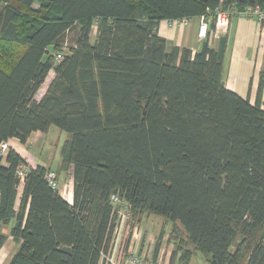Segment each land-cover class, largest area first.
Masks as SVG:
<instances>
[{
  "label": "trees",
  "instance_id": "16d2710c",
  "mask_svg": "<svg viewBox=\"0 0 264 264\" xmlns=\"http://www.w3.org/2000/svg\"><path fill=\"white\" fill-rule=\"evenodd\" d=\"M254 6L264 0H0V144L54 126L67 136L58 173L72 179L70 204L48 184L50 168L8 149L0 224L13 221L19 243L9 264H106L113 196L137 223L146 214L171 221L169 264L195 254L264 264L261 95L250 103L225 88L226 35L217 49L209 42L216 12ZM200 16L209 22L200 49L168 51L160 22Z\"/></svg>",
  "mask_w": 264,
  "mask_h": 264
},
{
  "label": "crops",
  "instance_id": "0c3cea01",
  "mask_svg": "<svg viewBox=\"0 0 264 264\" xmlns=\"http://www.w3.org/2000/svg\"><path fill=\"white\" fill-rule=\"evenodd\" d=\"M179 23H172L170 21L160 22L157 33L165 39L166 49L169 51L174 47L188 48L194 54L197 52L204 41L208 38L207 33L203 39H198L197 28L198 22L194 18L186 25ZM93 37L95 39V32L93 31ZM226 51L223 60V74L222 80L226 89L236 93L242 99H248L250 103H254L260 91L261 107L264 110V25L258 24L254 19L235 16L232 17L228 30L226 32ZM218 36L211 35L209 38L210 46L214 49L218 48ZM91 40V35H90ZM261 86V88H260ZM42 97V96H41ZM40 97V98H41ZM39 99V98H38ZM48 133V132H47ZM46 133L34 132L28 139L26 144H21L17 139H10L6 143L8 149H14L24 160L31 166L35 167L40 163H37L34 157L30 154L31 142L34 137L44 136ZM41 146H45L46 140L42 138ZM6 154H0V162L3 166H6ZM46 168H50L53 172H59L60 162L53 169L52 165H41ZM60 173L57 174V181L60 184ZM59 189L60 195L68 203H72V188L68 194ZM22 193V184L18 187L16 207L19 204V198ZM13 225V221L8 225L1 226V233L5 237V241L0 248V264H9L12 256L19 248V243L15 241L10 235V229ZM164 232V231H163ZM171 229L165 237H169ZM161 233V232H160ZM159 235V234H158ZM165 237L163 241L165 240ZM183 237V236H180ZM167 240V238H166ZM166 246L174 249V241L167 240ZM154 246V245H153ZM154 249L149 244H140L139 251L137 247L135 251H138L137 255L146 254V251ZM172 250L167 253L171 255ZM154 251V250H153ZM154 253V252H153ZM165 255L163 246L161 247L156 258L157 260L163 257L164 264H169L170 255ZM135 257V256H134ZM133 258V256H131ZM128 264H131L128 262ZM176 264V263H175ZM189 264H211L208 258L202 254H195L190 258Z\"/></svg>",
  "mask_w": 264,
  "mask_h": 264
},
{
  "label": "rangeland",
  "instance_id": "374dc122",
  "mask_svg": "<svg viewBox=\"0 0 264 264\" xmlns=\"http://www.w3.org/2000/svg\"><path fill=\"white\" fill-rule=\"evenodd\" d=\"M196 19L199 27V19L198 18ZM188 22L186 24H188ZM179 24L186 25L180 22ZM93 34L94 33L92 32L91 34L92 42L94 41ZM67 39H68L67 40L68 44H70L72 39L71 34L67 36ZM63 52L65 53V51L61 52L62 55ZM52 76L53 73L51 72L48 75L45 83L39 89L36 95V99L40 98L44 94ZM66 137L67 136L65 132L60 131L58 128L54 126H51L48 133H46L44 136L34 137V139L31 142L30 154L32 155V157H34L37 163H40L39 165L47 166L49 164L52 165L53 169H55L58 163L60 162V151ZM42 138L43 140L44 139L46 140L45 146L44 145L41 146L42 142L44 143V141H42ZM7 151L8 148L6 152ZM60 177H61L60 184L57 181L58 190L61 189V191H64L66 195L68 194V192H70L72 188V179L70 176V172L63 171L60 173ZM117 209H118L119 219L117 221L113 233L114 241L112 244L111 253L105 259L106 264H128L129 260L131 259V256H133V258L134 256L141 258L143 256L144 258H146L145 260H152L151 258L154 249H150L146 251V254L137 255L140 244H149L151 245V247L154 248L157 241V237L159 236L158 234H160V232L163 233V231L164 233H163L161 247L163 246L165 255L168 254L167 252L169 250H172V248L170 249V247H168V245L166 246L165 244L167 240H170V238L165 237V235H167L166 233H168L170 229H172L171 221L165 219L164 217L157 216L154 214H146L142 216L141 222L137 223L132 219L129 209L123 206L121 202L120 205H118ZM177 233L180 236H184L183 232H181V229H178ZM164 237L165 240L163 241ZM136 247L138 251H135ZM168 255H170V253ZM161 258L163 259V257Z\"/></svg>",
  "mask_w": 264,
  "mask_h": 264
},
{
  "label": "built area",
  "instance_id": "2783aa9c",
  "mask_svg": "<svg viewBox=\"0 0 264 264\" xmlns=\"http://www.w3.org/2000/svg\"><path fill=\"white\" fill-rule=\"evenodd\" d=\"M235 16H239V17H245V18H249V19H254L258 22V24L260 25H264V7H259V6H254V7H247L245 8L243 11L241 12H237L234 9H231L229 11H218L215 14V28L213 31V35L215 36H221V35H225L227 30H228V26H229V22L231 20L232 17ZM199 19V27H198V32H197V37L199 39H203L206 36V33L208 31V21L205 19L204 16H200L198 17ZM189 20L187 19H182L180 21H171L172 23H182V24H186ZM62 59V55L61 54H57L55 56V60L58 62ZM7 145L6 143H1L0 144V154H4L7 150ZM17 176L19 177V179L22 181L23 177H24V169L23 168H19L17 171ZM46 180L48 182V184L52 187V188H56L58 189V183L55 180V174L53 172H49L46 174ZM112 201L114 202V204L116 206L120 205V200L116 197L113 196L112 197ZM114 241V240H113ZM146 258H144L142 256L141 257H134L131 258L129 260V262L131 264H164L163 259L162 258H158L157 260H145Z\"/></svg>",
  "mask_w": 264,
  "mask_h": 264
}]
</instances>
